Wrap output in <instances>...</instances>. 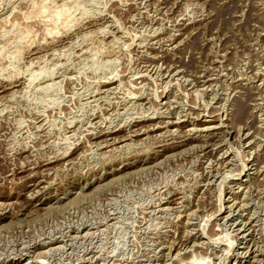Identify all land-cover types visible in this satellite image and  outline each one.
<instances>
[{
	"label": "rangeland",
	"instance_id": "rangeland-1",
	"mask_svg": "<svg viewBox=\"0 0 264 264\" xmlns=\"http://www.w3.org/2000/svg\"><path fill=\"white\" fill-rule=\"evenodd\" d=\"M263 250L264 0H0V264Z\"/></svg>",
	"mask_w": 264,
	"mask_h": 264
},
{
	"label": "bare ground",
	"instance_id": "bare-ground-1",
	"mask_svg": "<svg viewBox=\"0 0 264 264\" xmlns=\"http://www.w3.org/2000/svg\"><path fill=\"white\" fill-rule=\"evenodd\" d=\"M195 129V128H194ZM137 133V132H136ZM125 142V141H124ZM264 251V250H263ZM200 259V258H199ZM204 259V258H203ZM202 259V260H203ZM194 260H196L197 261V259H194ZM42 261V260H41ZM191 261V260H190ZM196 261L195 262H193V261H191L189 264H191L192 262L193 263H195V264H202L203 262H201L200 260H198V261H200L199 263H196ZM31 263V262H30ZM27 264H29L28 262H27ZM39 264H45L44 262H39ZM185 264V263H184ZM204 264V263H203Z\"/></svg>",
	"mask_w": 264,
	"mask_h": 264
}]
</instances>
